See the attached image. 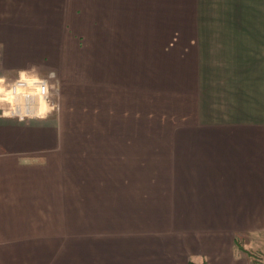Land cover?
<instances>
[{"label":"crops","instance_id":"obj_1","mask_svg":"<svg viewBox=\"0 0 264 264\" xmlns=\"http://www.w3.org/2000/svg\"><path fill=\"white\" fill-rule=\"evenodd\" d=\"M25 66L54 67L61 110L0 117V264H250L264 0H0V67Z\"/></svg>","mask_w":264,"mask_h":264},{"label":"rangeland","instance_id":"obj_2","mask_svg":"<svg viewBox=\"0 0 264 264\" xmlns=\"http://www.w3.org/2000/svg\"><path fill=\"white\" fill-rule=\"evenodd\" d=\"M54 67H45V66H25V67H0V99L1 98H7L6 100L0 101V114L1 113H7L8 110L11 108V103H8V99L10 102L14 100V103L17 99V102L19 106L21 105L23 107V110L25 109L27 103H29L30 107L35 109V106H37V109H40L38 114H34L33 116H28L23 118L24 120H44L47 118L51 113L58 114L61 110V95L59 90V85L61 82L56 80L54 71H52ZM48 79L47 81V89L43 93H47L45 96L47 108L43 105L42 108H40V105L43 104L42 102H37L35 98H30V93H36L34 90H26L24 88L23 90L21 88L16 89V93H19L18 95H14L12 92V86L15 82L22 78H27L28 82H31L33 85L37 86V79ZM55 77V78H54ZM10 93V94H7ZM41 93V92H40ZM20 94L23 96H20ZM10 95V96H9ZM44 96V95H43ZM26 100H25V99ZM11 99V100H10ZM7 101V102H6ZM27 101V103H26ZM19 113H27V111L19 110ZM16 112V113H18ZM32 111L29 110V114H31ZM7 118H14L12 116H5ZM17 119V118H16ZM18 120V119H17ZM21 120V119H19ZM18 120V121H19ZM157 132H150V143H149V157L150 161H155L157 157V147L155 142V135ZM151 171V168H150ZM141 181H134V183H137L140 185ZM175 183V181H166ZM186 181H183V183ZM147 184V188H146ZM141 188V185H140ZM143 189H147V192L145 195H141L142 190L139 191V193H134L132 196H128V198H132V204H133V219L134 222L138 221L140 222L141 219L139 218V215L141 214V203H149V200H156V189H157V180H144ZM145 189V190H146ZM123 198V197H122ZM145 205V204H144ZM260 236V233H254L253 235H247L246 237H238L236 238V250L240 255H247L250 259V264H264V238L260 239L258 242V237ZM262 237L263 234H262ZM250 255H255L254 257ZM263 255V256H262ZM254 258V259H253ZM261 262H258L257 259H262ZM260 261V260H259Z\"/></svg>","mask_w":264,"mask_h":264},{"label":"built area","instance_id":"obj_3","mask_svg":"<svg viewBox=\"0 0 264 264\" xmlns=\"http://www.w3.org/2000/svg\"><path fill=\"white\" fill-rule=\"evenodd\" d=\"M35 79H37V83H38L37 86L33 85L31 82H28L27 78H22V79L18 80L17 82H15L13 84V86H12L13 90H12L11 93H13L14 95H18L19 93H16V91H17L16 89H19V88H21L22 90L24 88H26V90H29V91H30V89L34 90L36 93H30V98L33 97V98H35V100L37 102H42L43 104L40 105V108H42L43 105L46 107L47 106V104H46L47 101L45 99V96H46L47 93H43V92L48 90L47 89V82H48L47 80L48 79H40V78H37V77ZM7 94H10V93H7ZM20 96H22V95L20 94ZM5 100H6V97H5ZM7 101H8V103H11V108H10V110L7 111V113H4V112L1 113L0 117H4V115H5V116H12L14 118L23 120V118L28 117V116H33L34 114H38L39 111H40V109H37L36 105H34L35 109L30 107V105H29V103H27V101H26L27 105H26L24 110H23V107L21 105L19 106V104L17 102V99H16L15 103H14V100L12 102H10L9 99H8ZM19 110L27 111V113H24V112L23 113H19L18 112ZM29 110L32 111V113H31L32 115L29 114ZM16 112H18V113H16Z\"/></svg>","mask_w":264,"mask_h":264},{"label":"trees","instance_id":"obj_4","mask_svg":"<svg viewBox=\"0 0 264 264\" xmlns=\"http://www.w3.org/2000/svg\"><path fill=\"white\" fill-rule=\"evenodd\" d=\"M250 256H252V255H250ZM255 255H253L252 257H254ZM254 259V258H253ZM258 260V262H261V260L262 259H257ZM260 260V261H259ZM191 264H195L194 262H191Z\"/></svg>","mask_w":264,"mask_h":264}]
</instances>
